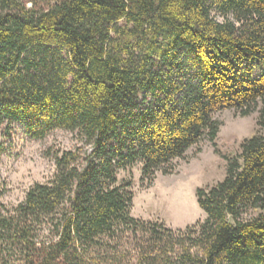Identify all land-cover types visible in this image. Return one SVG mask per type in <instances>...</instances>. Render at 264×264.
Listing matches in <instances>:
<instances>
[{
    "label": "trees",
    "instance_id": "1",
    "mask_svg": "<svg viewBox=\"0 0 264 264\" xmlns=\"http://www.w3.org/2000/svg\"><path fill=\"white\" fill-rule=\"evenodd\" d=\"M231 109L264 128V0H0V165L15 124L83 143L15 207L0 171V264L100 261L126 239L137 264H264L263 132L219 153L225 178L197 190L207 217L185 234L134 217L118 177L142 163L152 183Z\"/></svg>",
    "mask_w": 264,
    "mask_h": 264
},
{
    "label": "rangeland",
    "instance_id": "2",
    "mask_svg": "<svg viewBox=\"0 0 264 264\" xmlns=\"http://www.w3.org/2000/svg\"><path fill=\"white\" fill-rule=\"evenodd\" d=\"M54 1L24 0L28 8L35 6L36 9L47 8ZM216 19L224 21L219 16ZM229 20L234 21L233 17H229ZM258 117L257 110L246 117L235 109L215 113L213 121L219 127L217 139L212 141L206 131L183 157L158 171L152 183L142 180V163L120 171L119 180L131 184L129 190L134 193L132 215L184 234L187 227L204 222L207 216L198 204L197 190L212 187L224 180L226 164L219 153L239 150L245 138L257 131L264 133V128L258 125ZM14 128L10 138H3L6 151L0 165L2 177L8 185L3 200L10 208L24 202L35 184L46 183L54 177L56 164L53 155L58 150H74L83 145L77 132L56 130L45 139L35 140L25 133L22 125L15 124ZM51 239L50 226H45L40 241ZM136 247L133 240L126 239L116 257L113 254L112 257L101 256L99 261L90 256L79 264H109L111 260L118 264H137ZM103 257L111 260L107 259L106 262L102 260Z\"/></svg>",
    "mask_w": 264,
    "mask_h": 264
},
{
    "label": "bare ground",
    "instance_id": "3",
    "mask_svg": "<svg viewBox=\"0 0 264 264\" xmlns=\"http://www.w3.org/2000/svg\"><path fill=\"white\" fill-rule=\"evenodd\" d=\"M164 203V202H163ZM168 205H170V204H168Z\"/></svg>",
    "mask_w": 264,
    "mask_h": 264
}]
</instances>
